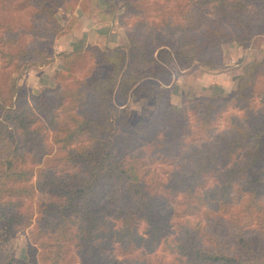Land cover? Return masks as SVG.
<instances>
[{
	"label": "trees",
	"instance_id": "trees-1",
	"mask_svg": "<svg viewBox=\"0 0 264 264\" xmlns=\"http://www.w3.org/2000/svg\"><path fill=\"white\" fill-rule=\"evenodd\" d=\"M3 1L32 5L38 18L51 23L39 28L29 24V30L59 37L72 28L70 22L63 26L55 18L67 0ZM248 2L255 6L248 8ZM194 4L193 9L179 7L175 22L162 19L166 30L177 35L176 43H164L160 38L154 43L142 31L143 1L126 0L124 13L139 18L128 32L127 48L105 51L90 45L83 51L63 53L66 73L57 74L51 92L41 91L26 99L18 94L11 76L5 79V86L0 77V224L5 225V230L0 225V247L13 224L22 216L28 220L33 213L29 205L23 214L17 210L25 196L37 204L31 237L38 239V245L31 237L27 240L26 259L1 254L0 264H60L71 246L91 257L89 264H109L103 253L111 243H117L124 253L142 246L152 250L169 221L161 198L152 192L160 182L135 159L124 161L120 146L137 136L151 139L163 127L165 139L159 146L172 154L176 141L189 129L190 118L199 144L188 152L190 161L179 175H170V190L182 191L190 202L196 198L202 203L206 196L213 209L219 210L227 205L230 189L241 184L249 197L237 217L240 212L263 216L264 110L242 118L225 115L222 110L223 102L248 99L264 61L246 57L236 76V88L227 99L195 98L177 106L160 82L169 81L167 66L171 63L181 67L194 62L213 65L211 52L223 38L247 45L255 34H264V0H195ZM209 5L212 18L206 15ZM0 28V57L11 73L24 64L42 65L49 60L51 42L22 43L14 26L2 18ZM88 57L96 64L88 75L68 81L74 68ZM132 93L136 97L150 95L156 104L151 114L136 122L117 105ZM219 118H223L222 127L217 126ZM118 127L125 133L117 132ZM46 138L56 145L65 163L82 166V174L68 184L50 172L36 170L42 178L38 184L41 194L35 201L36 189L28 182L35 170L26 164V152L42 148ZM213 173L218 174L215 185L197 192L201 179ZM216 194L220 197L215 198ZM141 222L147 236L138 232ZM234 226L239 248L231 251L217 235L207 234L208 245L194 242L193 235L201 228L186 220L170 246L178 255L164 264H264V249L256 251L247 242V229L238 221ZM132 264L153 262L141 253Z\"/></svg>",
	"mask_w": 264,
	"mask_h": 264
},
{
	"label": "rangeland",
	"instance_id": "rangeland-1",
	"mask_svg": "<svg viewBox=\"0 0 264 264\" xmlns=\"http://www.w3.org/2000/svg\"><path fill=\"white\" fill-rule=\"evenodd\" d=\"M126 0H67L59 7L55 13L56 20L63 26L69 22L72 24L71 30L59 37H51V35L42 33L40 31H33L28 29L29 24H35L39 28L41 26L50 27L51 23L42 21L34 14V7L27 4L26 6H19L16 2L8 1L0 2V18L7 24H12L17 35L20 37L22 43H43L49 41L52 43L49 50V60L42 64H24L17 72L11 73L10 69L4 68L6 62L0 57L1 69V83L5 86L7 83L5 79L11 76L16 84L17 92L30 99L31 96H36L41 91H53L55 89L57 74L59 72L66 73L63 65L62 54L65 52H73L64 50L61 44H57L59 40H66L67 38L74 39L69 33L73 30H82V25H86L91 19L102 21L108 26V34L105 38L108 43L105 44V39L101 35L95 34V39L101 41H88L80 50L83 51L86 46L96 45L100 49L110 51L116 48H127L128 46V32L134 28L139 22L136 15L125 14L123 4ZM145 5V10L142 13V21L144 34L149 35L150 39L156 43L157 38H160L164 43L177 42V35L168 32L163 26L162 19H170V22H175L179 14V7L186 9L194 7L195 0H142ZM248 8L255 6L253 2H248ZM211 6L206 10L207 18H212ZM74 12L83 17L79 25ZM90 12V13H89ZM89 13V14H88ZM87 15V16H86ZM85 16V17H84ZM9 21V22H8ZM174 24V23H173ZM3 30L0 28V35ZM69 34V35H68ZM58 47V48H57ZM62 48V49H59ZM155 50V53L156 54ZM210 58L215 62L213 65H206L201 62H194L188 66H178L171 63L167 66L170 73L168 82H160L166 88L170 96V100L174 105L180 106L185 104L190 99L221 96L227 99L235 90L237 80L236 76L241 72V64L248 56L256 61H264V34L257 33L252 40L243 45L235 40L223 38L219 42L218 48L211 52ZM209 57V55H207ZM95 61L88 57L87 60L78 64L72 71V75L67 79L72 80L74 77H84L88 75L90 69L94 67ZM73 76V77H72ZM72 77V78H71ZM10 80V78H9ZM223 114H235L240 118L247 113H258L264 110V67L258 73L252 93L245 101H226L223 102ZM117 105L131 114L132 122L143 119L151 114L155 109V100L147 94L141 93L136 97L134 93L129 94L126 101L123 103L117 102ZM162 111V110H161ZM160 111V112H161ZM163 112V111H162ZM191 119V118H190ZM189 119V129L176 141L174 144V151L167 155L166 152L159 146L164 141V128L159 127L158 132L153 138H131L130 143H125L120 146L121 154H123L124 161L135 159L139 166L143 169L150 170V175L159 180L152 192L161 198L163 209L169 212L168 226L160 237V240L152 250L141 247L132 253H124L120 250L117 243H111L108 250L103 253L108 258L109 264H132L136 256L142 253L149 258L153 264H164L173 261L178 255L176 251L171 249V244L175 240L176 233L181 229V225L186 222L189 224H196L201 229L197 234L193 235L194 242L208 245L210 236H219V238L229 245L232 251L238 247V242L235 239L236 227L235 221L247 229V242L256 250L264 249V214L258 215L257 212L242 215L237 217L238 211L242 208L244 202L248 199L249 194L245 193L243 186L237 184L229 191L227 205L222 206V209L215 210L211 204L210 199H203L200 203L196 198L190 202L182 191H171L169 186L170 175H179L182 166L190 161L188 152L193 146L199 144L198 135L195 132V123ZM218 127L223 126V118L217 120ZM120 134L125 132L121 128H116ZM59 149L51 143L49 139L43 141V147L38 150L27 149L26 164L34 168L35 172L31 180L28 181L36 189V199L40 196L39 182L41 176L36 170L42 172H50L51 175L56 176L60 180H64L68 184L75 181L76 176L82 174V166L76 164L71 165L65 163L60 157ZM262 178L264 180V169ZM218 180V174L213 173L201 179V185L197 187V192H204L211 188ZM201 187H203L201 189ZM201 190V191H200ZM261 200L264 202V188L261 193ZM220 197L216 194L215 198ZM22 199V198H21ZM17 210L25 212L29 205L32 210L31 217L26 220L25 216L21 217L19 223L13 224L11 233H5L6 237L3 246L0 247V255L7 254L15 259H26V244L31 237V231L34 228L37 215L36 202H30L26 196L23 198ZM195 205V206H193ZM258 216H261L260 218ZM263 218V219H262ZM26 221L30 222L27 226ZM3 226V224H0ZM145 224L141 222L138 226V232L144 234ZM5 230V225L3 226ZM210 232V233H209ZM216 236V237H217ZM32 238V237H31ZM34 243L38 245V239L32 238ZM240 252V250H238ZM91 257L81 255L77 248L70 247L65 260L60 264H89Z\"/></svg>",
	"mask_w": 264,
	"mask_h": 264
},
{
	"label": "crops",
	"instance_id": "crops-1",
	"mask_svg": "<svg viewBox=\"0 0 264 264\" xmlns=\"http://www.w3.org/2000/svg\"><path fill=\"white\" fill-rule=\"evenodd\" d=\"M74 15L76 16V18L78 20V23H77V26H78L79 23L81 22V20L83 19V17H80L79 14H77L76 12H74ZM105 25H107V24L103 23L102 21H97V20L92 21L90 19L89 22L86 23V25H82V28H83L82 30H77V28L75 30L73 28V30L69 34L72 35L71 37H75L74 39H71V38H67L66 40L60 39L57 44L58 45L61 44V47H63L64 50H69V51L80 50L81 45H83V47H84L88 41L90 42L92 40L93 41L96 40L95 39L96 33L97 34L99 33L98 35H101L102 39H105V44H106L109 41L108 39L112 40L111 39L112 36L108 37V38L104 37L105 34H108V32H109L108 26H105ZM102 39L99 38V40H96V41H101ZM59 49H62V48L59 47Z\"/></svg>",
	"mask_w": 264,
	"mask_h": 264
}]
</instances>
